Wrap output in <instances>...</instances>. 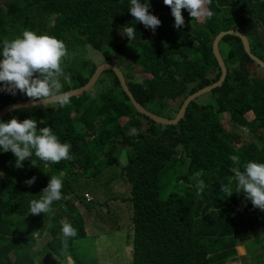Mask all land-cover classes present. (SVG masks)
<instances>
[{"label": "trees", "instance_id": "obj_1", "mask_svg": "<svg viewBox=\"0 0 264 264\" xmlns=\"http://www.w3.org/2000/svg\"><path fill=\"white\" fill-rule=\"evenodd\" d=\"M149 3V11L157 10L161 21L150 37L151 29L131 16L130 0H14L0 4V52L2 40L11 41L22 28L37 22L32 25L36 34L38 29H48L47 35L63 42L75 40L100 51L107 62H120V67H128V63V84L137 98L148 109L169 118L189 94L219 80L221 70L213 42L222 30L232 28L246 34L252 51L264 61V28L260 31L264 20L252 19L247 25L238 17L239 10L233 12L237 0H211L208 8L213 16H206L203 23L182 9L185 24L180 29L174 26L171 9L163 0ZM125 25L135 27L134 40L121 36L120 28ZM220 52L227 66L226 81L203 95L205 98L191 101L177 124L155 123L138 111L112 71L105 72L104 81L99 79L98 85L104 88L96 95L90 91L70 97L65 106L55 102L23 107L37 120L38 128L50 127L61 143L71 144L73 159L45 162L33 150L32 157L17 168L14 154L0 149V264H63L75 250L72 245L88 237L79 207L85 201L94 203L95 198L83 185L88 180L101 181L100 167L119 163L115 153L124 147L132 149L124 175L132 189L134 240L127 242L128 250L117 254L116 264L234 262L237 236L246 230L257 233L263 225L257 224L262 211L254 208L243 192L235 193L237 181L231 169L243 171L249 161L264 163V78L248 71V65L255 63L239 36H224ZM136 64L143 68L138 79ZM96 67L95 62L77 55L62 68L73 79L63 92L90 81ZM179 98L177 106L171 104ZM20 100L23 97L18 90L15 95L0 91V108ZM9 114L1 122H7ZM225 114L230 117V130L222 122ZM239 128L256 131L261 144L250 141L236 146ZM233 155L239 157L238 164L230 159ZM179 162L186 170L177 181L186 189L163 201L161 176ZM79 175H85L87 181H79ZM51 176L62 179L63 198L54 201L48 213L30 214V201L40 198ZM32 177L36 180L29 186L25 181ZM199 180L205 187L198 194ZM227 184L234 191L231 196L220 191V185ZM65 223L78 230L76 237L68 238L66 250L60 239ZM22 228L28 235H20ZM44 230L50 240L37 251L35 235Z\"/></svg>", "mask_w": 264, "mask_h": 264}, {"label": "clouds", "instance_id": "obj_2", "mask_svg": "<svg viewBox=\"0 0 264 264\" xmlns=\"http://www.w3.org/2000/svg\"><path fill=\"white\" fill-rule=\"evenodd\" d=\"M163 3L170 7L175 20L174 26L177 29L185 24L182 9H186L190 17L197 20L204 16L208 18L213 16V12L206 7L211 0H163ZM150 7L149 0H144L143 3L141 0H130L131 16L135 18V21L142 23L145 28L155 32L161 21L151 14ZM135 33V27L125 25L120 28L121 36H126L129 41L136 38ZM2 43L0 82H3V86L0 87V91L15 95L18 90L31 100L40 101L42 104L48 102H58L61 106L70 104V96L63 92L61 83V78L66 76L61 67V61L68 56L63 41L47 34L38 35L34 31L25 29L20 36L11 41L4 39ZM39 123L43 124L44 121L41 120ZM70 148L71 144L61 143L50 127L38 128V122L35 119L19 121L13 117L7 122H0V149L3 152L11 151L14 154L17 168L23 166L26 158L32 157L33 150L35 156L41 161L59 163L61 160H71L73 156L70 155ZM230 159L236 164L239 163L238 156H230ZM34 164L35 161L32 160V165ZM231 171L237 181L235 193L243 192L254 208L264 211V163L249 161L244 165L243 171L238 167H233ZM64 175V172L60 173V177ZM35 180L36 177H32L25 183L31 186ZM62 186L61 178L51 176L40 198L30 201V214L38 215L51 211L50 206L53 202L63 198ZM204 187V181L199 180L198 194L203 191ZM220 191L226 193L227 196L234 193L231 184L220 185ZM247 232L252 231L246 230L244 233ZM77 234L78 230L71 224H63L60 239L64 250L68 247V238L76 237Z\"/></svg>", "mask_w": 264, "mask_h": 264}, {"label": "rangeland", "instance_id": "obj_3", "mask_svg": "<svg viewBox=\"0 0 264 264\" xmlns=\"http://www.w3.org/2000/svg\"><path fill=\"white\" fill-rule=\"evenodd\" d=\"M8 1L11 0H0V4ZM206 7L208 8V4H206ZM152 14L157 16V10H154ZM238 17L242 18L247 25L253 21L252 18L246 14H240ZM205 18L206 16L201 17L198 21L203 23ZM36 23L37 22L32 25H35ZM32 25L30 28H22L18 36H20L25 29L34 31L32 30ZM257 30L259 31V27ZM47 32L48 29H38V35L47 34ZM154 33L155 32L150 30L149 37L154 35ZM64 44L66 45L68 56L62 59V68H65L68 63H73L74 58L77 57V55H81V57H84L85 60L95 62L97 66L101 63L107 62V60L103 57V54L91 46L85 48V46L77 43L75 40H72V42L65 41ZM70 49L73 50V52H70ZM117 64H120V62H117ZM127 65L128 67H126V65H122L121 67L126 77V69L131 70L128 63ZM142 69L143 68L139 64H136L134 75L137 76V79L141 76V72L143 71ZM248 71L254 77L264 78V69L260 68L256 64H249ZM105 72L101 75L102 78L100 77V81H104L106 77ZM69 77L70 76H64L61 78L63 87L69 86L73 81V79H67ZM210 77L215 78L216 76L211 74ZM101 88H104V85H98L97 83V86H95L91 91L92 95L98 94ZM22 97L23 99H30L23 93ZM202 98H205V96ZM179 102L180 98L171 101V104L177 106ZM25 111L26 108L16 109L8 115L6 120H10L13 117H16L19 121L22 117L25 119H33V117L28 116ZM248 116L249 118H252L250 115ZM229 120V115L225 114L222 122L227 130L232 128ZM237 133L240 137L237 139L236 146L250 141H256L258 144H261L256 131L239 128L237 129ZM131 150L132 149L130 147H124L121 151H117L115 156L120 159L119 163L113 166L111 164L108 167L101 166V181H93L90 183V180H88V183L83 185V187L86 188V193L88 192V195L91 196V198H95L94 203H87V201H85L84 205L82 204L79 207V212L85 215L88 237L84 240H79L72 245V248L75 250H73L72 254L67 255L63 264H116L117 261L115 258L117 254L124 253L128 250V241V243L131 241L133 242L134 230L132 222L134 217V206L130 200L132 197V189L126 176L124 175L125 166L128 163V155ZM185 170L186 166L179 162L174 168L169 169L162 174L161 199L163 201H166L173 193H184L186 187L177 181V177ZM78 180L84 182L87 181L85 179V175H79ZM75 200L76 199L73 198V201ZM65 213L67 212L65 211ZM50 224L51 223L48 222V225ZM255 233L256 232L241 233V235L236 238L237 246H240L241 240H243L244 245L246 244L249 252L247 258H241L239 260L242 264H264V230L258 231L256 235ZM20 235H28L27 230L25 228L20 229ZM35 237L37 242L35 250L37 251L42 249L50 240L49 233L46 230L37 232ZM239 248L243 251V247L240 246ZM235 262H237L235 264H240L238 261Z\"/></svg>", "mask_w": 264, "mask_h": 264}, {"label": "water", "instance_id": "obj_4", "mask_svg": "<svg viewBox=\"0 0 264 264\" xmlns=\"http://www.w3.org/2000/svg\"><path fill=\"white\" fill-rule=\"evenodd\" d=\"M228 34L239 36L242 39L244 49L247 52V54L249 55V57L254 61V63L256 65H258L260 68L264 69V61L262 59H260L258 57V55H256L252 51L250 39L248 38V36L246 34L241 32L240 30L232 29V28L227 29V30H222L221 32H219L218 36L215 38V40L213 42L214 52L216 54V57L218 60V65H219L220 70H221V76H220L219 80L210 86H206V87L198 90L195 93L189 94L183 100L181 106L178 109V112L176 113V115L174 117H171V118L165 117L163 115L157 114V113L153 112L152 110L148 109V107H146L137 98V96L135 95V93L131 89L130 85L128 84V79H127L123 69L117 63L104 62V63L99 64L96 67L90 81H87L82 86H79V87H76V88H73V89H70V90L64 91V92L68 93L70 97L81 96L83 93L90 92L94 89V87L97 85V82L99 81L103 72L112 71V72H114L116 77L120 79L121 85L123 86L124 90L128 93V95L130 96L133 104L136 106L138 111H140L143 114L150 116L155 121V123H160L163 125L177 124L181 121V119H183L185 117L187 108H188L189 104L191 103V101L195 100L196 98H198L200 96L211 94L218 87H222L224 82L226 81L228 71H227V66L224 62V59L222 57V54L220 52V42L222 41L224 36H226ZM52 103H55V102H48V103L42 104L40 101H33L31 99H23L20 101L11 102V103L0 108V122L2 121V119L7 114H9L10 112H12L16 109L23 108V107L38 106V105H49Z\"/></svg>", "mask_w": 264, "mask_h": 264}, {"label": "crops", "instance_id": "obj_5", "mask_svg": "<svg viewBox=\"0 0 264 264\" xmlns=\"http://www.w3.org/2000/svg\"><path fill=\"white\" fill-rule=\"evenodd\" d=\"M223 1H227V0H223ZM237 1L239 3L237 5H235V7H233L234 8L233 12H236V10H239L241 14L248 15L249 13H251V15L255 16V17H251L252 19L264 20V0H258L259 1L258 4L251 2V0H237ZM247 8L250 10V12H248ZM263 28H264V26L262 24V26L260 27L261 33H263ZM257 224H263V225L259 226V228H258L259 231L264 230V211L261 212V217H260V220ZM240 246L243 247V251H241V249L239 248ZM240 246H237V243H236L237 258L234 260V262H231L228 264H235V263H237L235 261L240 262L239 260L241 258H247L248 257V255H249L248 248H247L246 244L244 245L243 240H241ZM240 264H242V263L240 262Z\"/></svg>", "mask_w": 264, "mask_h": 264}]
</instances>
